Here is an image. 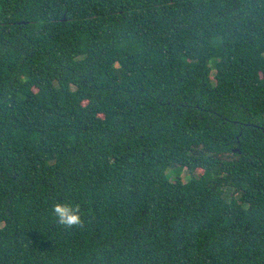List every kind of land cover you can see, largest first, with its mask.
<instances>
[{"label": "trees", "instance_id": "trees-1", "mask_svg": "<svg viewBox=\"0 0 264 264\" xmlns=\"http://www.w3.org/2000/svg\"><path fill=\"white\" fill-rule=\"evenodd\" d=\"M0 264H264V0H0Z\"/></svg>", "mask_w": 264, "mask_h": 264}, {"label": "clouds", "instance_id": "clouds-1", "mask_svg": "<svg viewBox=\"0 0 264 264\" xmlns=\"http://www.w3.org/2000/svg\"><path fill=\"white\" fill-rule=\"evenodd\" d=\"M52 213L56 218V222L66 229L80 227L83 219L80 214L79 206L72 203H56L53 205Z\"/></svg>", "mask_w": 264, "mask_h": 264}]
</instances>
